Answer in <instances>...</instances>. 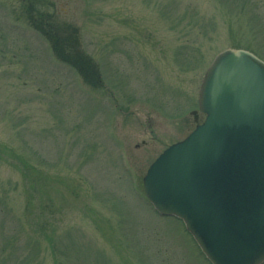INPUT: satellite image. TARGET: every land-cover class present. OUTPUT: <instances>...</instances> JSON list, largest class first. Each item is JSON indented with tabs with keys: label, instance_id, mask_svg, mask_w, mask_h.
<instances>
[{
	"label": "rangeland",
	"instance_id": "374dc122",
	"mask_svg": "<svg viewBox=\"0 0 264 264\" xmlns=\"http://www.w3.org/2000/svg\"><path fill=\"white\" fill-rule=\"evenodd\" d=\"M226 48L264 59V0H0V264H210L143 177Z\"/></svg>",
	"mask_w": 264,
	"mask_h": 264
},
{
	"label": "water",
	"instance_id": "95a60500",
	"mask_svg": "<svg viewBox=\"0 0 264 264\" xmlns=\"http://www.w3.org/2000/svg\"><path fill=\"white\" fill-rule=\"evenodd\" d=\"M205 121L150 166L145 191L183 219L213 264L264 261V61L220 52L204 76Z\"/></svg>",
	"mask_w": 264,
	"mask_h": 264
},
{
	"label": "trees",
	"instance_id": "16d2710c",
	"mask_svg": "<svg viewBox=\"0 0 264 264\" xmlns=\"http://www.w3.org/2000/svg\"><path fill=\"white\" fill-rule=\"evenodd\" d=\"M43 30H44V29H43ZM46 36L48 37L49 40L54 41L52 35L46 33ZM66 46H68V49H66ZM72 46H73V45H72ZM55 47L57 48V52H59L60 49L62 50V52H59V53L61 54V55H60L61 57L64 56L63 59H64L65 61H71L72 59L77 58L78 60H80V63H82L83 65H85L84 62H83V58H82L81 56H79L80 53H79V55H78V54L75 55V53L79 52L77 47H76V48H74V47L72 48V47L70 46V44H66V45H64V46H60V45H59V47L55 45ZM70 49H71V52H72V53H71V54H67L66 52H68ZM73 53H74V55H73ZM60 56H58V57L61 58ZM80 57H81V58H80ZM61 59H62V58H61ZM85 66H86V65H85ZM91 67H93L94 69H92V71H90V72L93 73V74H95L97 71L95 70L94 65H92ZM88 77H91V76H88Z\"/></svg>",
	"mask_w": 264,
	"mask_h": 264
}]
</instances>
